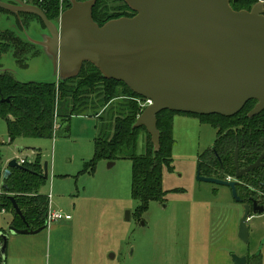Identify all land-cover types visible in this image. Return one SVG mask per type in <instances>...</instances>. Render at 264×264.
<instances>
[{
    "label": "rangeland",
    "instance_id": "1",
    "mask_svg": "<svg viewBox=\"0 0 264 264\" xmlns=\"http://www.w3.org/2000/svg\"><path fill=\"white\" fill-rule=\"evenodd\" d=\"M66 1L70 4L73 0ZM112 6L120 7L115 3ZM5 29L32 42L38 55L29 57L26 68H21L8 52L0 60V72L8 70L20 82L57 83L59 71L41 44H48L50 37L47 32L39 34L43 28L38 22L33 20L20 33L14 20L7 16L0 19V31ZM172 122V170L164 167L162 172L166 207L152 202L137 218V203L131 198L130 161L118 160L111 168L101 161L93 171L85 169L93 157V140L97 134L94 117L78 116L68 123L58 122L52 139L17 138L12 142L4 120L0 119V184L1 173L7 169L9 161L21 158L33 163L38 160L42 168L47 165V180L39 193L48 197L50 212L71 216V221L49 222L38 234L15 236V240L7 242L5 264L7 255L10 263L13 243L26 249V255L33 258L31 264H190L186 258L189 252L187 235L183 236L182 253H176L170 241V227L183 214L182 227L196 226V232L193 227L192 234L194 242L206 238L205 230L199 228L202 221L196 217L197 210L185 205L192 198V191L197 193L198 187L217 196L218 201L213 202V206L222 208L219 220L213 225L217 231L210 233L212 240L219 239V244L212 252L213 260L207 264H232L231 256L249 259L251 252H257L254 256L260 255V264H264V238L260 240L250 233L249 221L247 243L231 237L234 213L239 211L243 215V205L233 201L228 188L196 181L198 156L211 149L215 130L194 116L175 114ZM142 151L141 135L137 153ZM180 207L183 209L178 210ZM8 215L6 211H0V227L4 233L10 219ZM261 221L264 224V218ZM216 250H219L217 255L214 254ZM252 262L250 257V264Z\"/></svg>",
    "mask_w": 264,
    "mask_h": 264
},
{
    "label": "water",
    "instance_id": "2",
    "mask_svg": "<svg viewBox=\"0 0 264 264\" xmlns=\"http://www.w3.org/2000/svg\"><path fill=\"white\" fill-rule=\"evenodd\" d=\"M122 1L135 15L102 27L92 20L95 0L71 1L57 24L21 0H0V9L11 11L15 7L7 2H14L18 9L41 20L50 37L46 45L57 63L59 80L77 77L82 65L90 63L103 78L123 83L136 96L151 100L152 105L137 118L134 128L146 130L155 151L159 147L156 116L163 111L229 118L250 101L256 105L249 117L264 110V0H257L250 11L239 12L231 9L230 0ZM236 157L237 150L232 180L203 177L199 167L196 180L228 188L233 200L242 204L236 190L238 180L264 168V153L244 169L238 168ZM113 165L108 163V167ZM10 168L21 167L16 160L9 161L2 179L9 176ZM42 177L47 180L46 164ZM11 202L23 220L13 198ZM242 205L238 239L247 243L248 218L263 214L264 207L255 201ZM44 229L9 226L7 233L34 235ZM7 233L0 234L3 264ZM231 259L233 264H246L245 257L233 255Z\"/></svg>",
    "mask_w": 264,
    "mask_h": 264
},
{
    "label": "trees",
    "instance_id": "3",
    "mask_svg": "<svg viewBox=\"0 0 264 264\" xmlns=\"http://www.w3.org/2000/svg\"><path fill=\"white\" fill-rule=\"evenodd\" d=\"M112 3L120 7H114ZM256 3L257 0H230L229 5L233 11L239 12L250 11ZM62 6L64 12L71 5L63 0ZM39 7L50 22L58 20L59 0L45 1ZM128 11L122 0H95L92 20L102 27L112 20L133 17V14L128 16ZM33 20L45 29L40 19ZM34 48L32 43L10 30L0 31V60L10 52L15 63L26 68L28 58L38 55ZM137 100L141 98L123 83L103 78L90 63L82 65L77 77L58 80L57 83L20 82L9 71L0 72V119L6 124L9 141L17 138L52 139L58 122L68 123L78 116L94 117L97 134L93 140V157L85 169L93 171L101 161H130L131 198L137 203L135 215L139 218L150 203L164 202L166 193L162 188V172L164 167L172 170V118L179 113L163 111L156 116L159 147L155 151L146 130L134 128L141 115ZM255 105L256 101H250L237 115L229 118L181 114L200 118L201 123L216 132L211 149L198 156L201 176L220 180L233 178L236 172L235 150L239 169L254 164L264 153V110L249 117ZM141 135L143 151L138 154ZM20 167L10 168L6 179H2L1 173L0 211L11 216L9 225L15 229L46 228L49 199L39 193L46 181L42 177V164L38 160L33 163L25 161ZM238 181L236 190L242 204L251 205L255 201L264 207V168L249 172ZM11 198L24 221L15 213ZM0 234H4L2 228ZM245 258L246 264H250V257ZM260 258V255L252 257L255 264H260ZM0 264H3L1 255Z\"/></svg>",
    "mask_w": 264,
    "mask_h": 264
},
{
    "label": "crops",
    "instance_id": "4",
    "mask_svg": "<svg viewBox=\"0 0 264 264\" xmlns=\"http://www.w3.org/2000/svg\"><path fill=\"white\" fill-rule=\"evenodd\" d=\"M53 65L55 66V69L57 70V63H53ZM0 66H1V64H0ZM3 71H8V70H3ZM113 166H110L108 168H111ZM198 183H201V182H198ZM191 196H192V198L187 200L185 202L186 203L185 205L188 207L190 205V207L192 206V209L195 208L197 210L196 211L197 212L196 217L201 218V221H202L201 227H199V228H200V231L205 230V232L207 234L206 238L204 239L201 237L200 240L194 242V237L192 234H193V227H194V233L196 232L195 231L196 226L191 225L190 227H185V228L182 227L180 221L184 220L185 216H183V214H181V216L179 218H177V221L175 222V224L170 227V238H171L170 241L172 242L171 244H172V247L175 249V252L176 253H182V250L184 249V247H183L184 244H183L182 240H183L184 234H186L187 238L190 241V242L188 241L186 243L187 244L186 249L189 251L188 252L189 255H188V253L186 254V258H187L188 263L197 264L199 262V263L207 264L209 260H211V261L213 260V253L212 252L214 250L215 245H217V243L219 241V239L216 240V238H215V240H212L210 237V233L212 231H217L214 228L215 226H213V225H214V223H216L219 220L220 216L218 214H220V211L222 208L218 207L217 205L213 206V202L218 201V199L216 198L217 196L211 195L209 193L208 189L205 190L203 188L198 187L197 193L195 192V190H193ZM165 199H164V202H165ZM163 203H159V204L163 205L162 208H165L166 206ZM182 209H183V207L178 208V210H182ZM3 215H5V214H3ZM216 215H218V217ZM241 216H242V214L239 211H236V213H234L233 220L231 223L232 224L231 237H233V239H238L239 224H237V223H238V220L241 218ZM8 217L10 219L8 220L7 228L10 226L9 222L11 220V216L8 215ZM186 218H187V216H186ZM262 218H264V213L260 214V215L254 214L248 218L249 223H251V225L249 227L250 233L252 235H255V237H259L260 240H262L264 238V224L261 221ZM7 228L5 230L6 231L5 233H7ZM216 228L219 230V226H216ZM7 235L9 238L8 242L10 240H15V238H16L15 236H18V235H14L12 233H7ZM11 237L14 239H12ZM178 239H179V242L177 241ZM258 243H259V241H258ZM19 246H17L15 243H13V247L10 250V253H11L10 254V263L8 260L9 256L7 255L6 264H31L32 259H33L32 256L31 255L27 256L26 255V249H21L22 248L21 244ZM19 249H21V250H19ZM16 250H17V253H16ZM218 251L219 250H216L214 252V254L217 255ZM256 253L257 252L249 253L250 254L249 257H254V255ZM252 264H255L254 260H253Z\"/></svg>",
    "mask_w": 264,
    "mask_h": 264
},
{
    "label": "flooded vegetation",
    "instance_id": "5",
    "mask_svg": "<svg viewBox=\"0 0 264 264\" xmlns=\"http://www.w3.org/2000/svg\"><path fill=\"white\" fill-rule=\"evenodd\" d=\"M23 2V1H22ZM8 4H10V5H12L13 7H15V8H13L11 11H9V10H3V9H0V17H1V15H3V17L2 18H0V19H6V17L8 16L9 17V19H13L14 20V22L16 23V26L19 28V30H20V33H22V31L21 30H25L26 29V27H28L29 26V24H31L32 22H33V19H39L38 17H36V16H34V15H30V14H27V13H25V12H23V11H21L20 9H18L19 7L14 3V2H7ZM24 3V2H23ZM60 3V2H59ZM24 4H27V6H30V7H33V8H37V9H39L41 12H43L42 11V9L39 7V5L38 4H35V3H32V4H28V3H24ZM23 9V8H22ZM60 10H59V17L61 16V14L63 13V6H62V3H60V8H59ZM43 14H44V12H43ZM127 14H128V16H130V15H135V13L134 12H130V11H128L127 12ZM45 15V14H44ZM26 19H30V20H26ZM59 19V18H58ZM22 20H24L23 22H21ZM27 21H29V24L27 25H25L24 24V22H27ZM35 21V20H34ZM23 24L25 25V26H23ZM19 25H20V27H19ZM41 27V26H40ZM40 29V28H39ZM5 30H8V29H5ZM5 30H2V31H5ZM11 31V30H10ZM13 32V31H12ZM43 32H47V30L46 29H42V30H40V33L39 34H43ZM48 33V32H47ZM40 37H42L41 35H40ZM24 40H26V41H28L27 39H24ZM30 43H32V42H30ZM41 44H43V46L45 47V49H46V51H47V53L50 55V51H49V47L48 46H46V45H44V43H41ZM48 45V44H47Z\"/></svg>",
    "mask_w": 264,
    "mask_h": 264
},
{
    "label": "built area",
    "instance_id": "6",
    "mask_svg": "<svg viewBox=\"0 0 264 264\" xmlns=\"http://www.w3.org/2000/svg\"><path fill=\"white\" fill-rule=\"evenodd\" d=\"M23 1L24 3H28V4H32V3H35V4H42L44 3L45 1H48V0H21ZM60 3H62V0H59ZM137 103L139 105V108L141 110V113L149 106L152 105V102L151 100H148V99H141V100H137ZM25 159H17L16 160V163L21 166L25 163ZM233 178H230V177H227L225 180L227 181H230L232 180ZM60 220H64V221H70L71 220V216L69 215H64L62 214L61 212H53L51 213L50 210L48 209V213H47V225L49 222H56V221H60Z\"/></svg>",
    "mask_w": 264,
    "mask_h": 264
}]
</instances>
